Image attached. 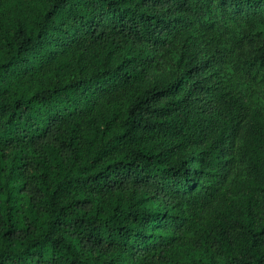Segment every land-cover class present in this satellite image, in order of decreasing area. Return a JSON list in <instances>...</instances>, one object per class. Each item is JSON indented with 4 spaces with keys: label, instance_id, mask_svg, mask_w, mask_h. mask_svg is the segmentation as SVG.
Listing matches in <instances>:
<instances>
[{
    "label": "trees",
    "instance_id": "trees-1",
    "mask_svg": "<svg viewBox=\"0 0 264 264\" xmlns=\"http://www.w3.org/2000/svg\"><path fill=\"white\" fill-rule=\"evenodd\" d=\"M0 264H264V0H0Z\"/></svg>",
    "mask_w": 264,
    "mask_h": 264
},
{
    "label": "rangeland",
    "instance_id": "rangeland-1",
    "mask_svg": "<svg viewBox=\"0 0 264 264\" xmlns=\"http://www.w3.org/2000/svg\"><path fill=\"white\" fill-rule=\"evenodd\" d=\"M155 76L157 78H161V77H168V74L165 72H160V73H156Z\"/></svg>",
    "mask_w": 264,
    "mask_h": 264
}]
</instances>
